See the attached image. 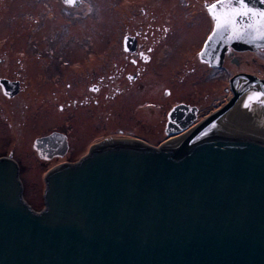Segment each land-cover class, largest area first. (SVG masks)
Returning <instances> with one entry per match:
<instances>
[{
    "label": "water",
    "instance_id": "95a60500",
    "mask_svg": "<svg viewBox=\"0 0 264 264\" xmlns=\"http://www.w3.org/2000/svg\"><path fill=\"white\" fill-rule=\"evenodd\" d=\"M246 3L264 10L262 0ZM243 28L208 40L202 57L220 66L229 46L264 48ZM242 79L264 91L255 74L232 85ZM245 90H233L225 109H236ZM218 112L175 145L108 139L64 160L74 164L42 170L38 205L28 203L18 162L0 153V264H264V143L198 136ZM63 139L54 132L34 147L47 158ZM61 146L66 152L67 141Z\"/></svg>",
    "mask_w": 264,
    "mask_h": 264
},
{
    "label": "flooded vegetation",
    "instance_id": "af4514ba",
    "mask_svg": "<svg viewBox=\"0 0 264 264\" xmlns=\"http://www.w3.org/2000/svg\"><path fill=\"white\" fill-rule=\"evenodd\" d=\"M10 1L12 0H0V11L2 13H9V16L3 17V22L0 25V32L2 27L6 26V24L11 25L12 20L16 23H22L24 27L26 26L27 20L35 25L37 24V30H39V28L43 29L42 34L44 37H39V39H37L38 37L35 38V43L31 41V46L38 50L34 54L37 59L45 57L47 59L42 66L38 65L36 68H34V65H30L29 67L26 66V68L23 67L25 70L22 77H9L7 74L12 72V67L8 64V58H10L11 55L8 50L10 45L7 44L6 39L12 41L13 38L0 33V67L2 66L4 69L9 68L8 72H2L3 74L0 75V94L3 97L1 100L5 101L8 107L11 105L14 98L17 99L30 88L29 82H26V79L29 78L28 75L31 76L33 80L34 76L46 72L44 68L46 63L49 65L52 64L53 67H57V63L59 62V66L63 64L75 69V64L79 62L83 63L86 68L73 80L70 79L63 84H56L61 85L64 89L54 86L57 91H63V95L70 99L67 104L69 105L70 114L73 118L70 120L72 135L71 132L69 135L63 134L66 136L68 145L66 152H62L64 146L62 147L60 142L57 143L56 147H52L48 151L52 152V157L55 159L58 156H64L70 153L72 147H75L78 141L76 126L79 123L80 125H90L89 130L95 131V135L87 142L90 149L91 147L93 149L97 146H102L108 139L123 138L122 136H114L123 135L126 132V130L119 129L115 123V119L119 118L122 114L127 116L130 123H136L140 126V124L143 123L142 115L140 116L141 113L137 115L134 113L133 109L130 112L129 109H126L124 112L122 110L120 101L127 94L130 98L140 93L149 95L138 104L139 111L137 110L136 112L138 113L146 110L144 111L145 115L143 117L148 118L152 116L151 114H153L154 108H160V106L161 108L164 107L162 113L165 119L162 128L163 134H165V137H176L181 135L184 137L188 135L191 130L197 128L206 116L222 108V106L233 97L234 91L240 92L246 89L242 94V96H244L252 89V87L247 88V80L245 79L234 81L233 85H231L230 81L234 76L240 73H252L246 69H241L240 66L243 64V61H241L243 57L242 54L253 52L237 51L230 47L225 54L222 67H214L201 57L203 46L210 35L209 31L203 36L204 40L200 44L202 48L198 53L200 56L198 67L197 64L194 65L192 63L194 62V58L189 60L190 62L185 61V63L182 64V54L180 58V50L178 51L179 54H177V59H175V56L170 55L171 52L165 49L162 53L155 50L154 41L156 39L154 38L156 35H159L158 40L162 42L164 47H168V49L180 48L178 40H176V42L171 41L174 35H178V24H173L174 26L172 24L170 25L169 19L160 18L153 6L148 4L142 7L138 2V4L129 2V10L121 12L119 9L115 10L121 3V0H118L119 2L114 0L111 9L114 13L112 14L113 16L109 14L112 17V21L109 22L107 12H104L103 20L99 17L102 8V6L99 7V5H101L99 0H75V2L58 0L57 3L61 6L57 7L50 4L48 10L44 8L43 5L45 2L43 3V0H24L25 3H21L20 7L16 5L15 0L11 3ZM45 4L47 5V3ZM203 5L208 14V3L203 2ZM54 7L57 8L56 13L53 12L55 9ZM20 9H22L23 12H18ZM16 16L19 19H17ZM44 16H49V21H47L48 19H44ZM59 17H62L65 23L54 26L51 21ZM175 19L176 18H174V20ZM94 20H97L98 23L91 25ZM191 20H193L191 23L192 25L198 18H192ZM211 20L214 28L213 19L211 18ZM207 22L206 20L205 23ZM79 23L85 24L83 31L87 34L77 36L82 33V30L79 29L74 31L79 33H73L71 27L74 26V24L79 25ZM194 27L198 26L195 24ZM201 28L200 26L194 29V32H197V36ZM114 32L117 33L118 49L112 52L107 49L108 37L113 35ZM193 34L195 33H189V35L192 36ZM81 37L85 38L83 39ZM44 39L46 42H44ZM4 40L7 46L3 43ZM19 41L20 40H14L13 42L16 43L20 53L25 54L28 51V42L24 40L25 43H19ZM159 53L161 54L158 57ZM50 57H52V59L49 60ZM75 57H80L81 59L75 60ZM176 64L180 66L175 68ZM204 66L209 69L206 74L203 73ZM239 67L240 69L237 70ZM184 70H189L190 76L192 73L191 70L194 72L188 80L190 87H187L186 93L182 98L178 99L175 97L174 100H171L174 90L177 89V85L181 81H186L188 78V76L181 77V79L178 77ZM212 74L214 75L210 77ZM174 75V78L177 80L174 82L176 87L172 89L162 88V86L169 82ZM215 76L216 78L214 79ZM217 81H223L225 83L222 89L226 92V98L222 97L219 101H215L218 107L211 109V104L208 106V101H205V96L210 95L211 91L204 92V86H207L205 83L211 84L212 82L217 83ZM34 85L36 86L33 87V89L37 91L42 90L40 84L36 83ZM17 86L19 89L17 96H10L8 89L13 87L16 88ZM78 87H81L79 93L76 91ZM182 87L183 86L180 84L179 89L181 90ZM162 89H164L162 100L157 102L153 101L152 99L154 97L157 98L160 96ZM222 89H220V91ZM5 93H7V95ZM32 94L37 96L33 92ZM16 102L20 101L16 100ZM60 109L62 110L63 107L60 106ZM77 116L79 119L83 117L89 120L87 122H78L76 119ZM0 122L7 124V129H10L11 122H8L7 117L2 112ZM108 129L111 130L109 131L110 133L107 131ZM140 129H142V126H140ZM180 129L182 130L179 131ZM103 132H105V134H103ZM134 135L135 134H129L127 137ZM135 136L141 137L138 135ZM101 137L102 139L100 140ZM99 140L101 142H98ZM33 153H35L37 157L40 156L38 151H33ZM40 159L45 160L46 158L42 157ZM62 163L74 164L70 161H64Z\"/></svg>",
    "mask_w": 264,
    "mask_h": 264
},
{
    "label": "rangeland",
    "instance_id": "374dc122",
    "mask_svg": "<svg viewBox=\"0 0 264 264\" xmlns=\"http://www.w3.org/2000/svg\"><path fill=\"white\" fill-rule=\"evenodd\" d=\"M12 1H10V3ZM57 1L58 0H43V3H47V5L44 3L43 6L46 10L49 9L50 4H53L57 7L61 6L59 3H57ZM120 2L121 3L117 6V8H115V10L119 9V11L121 12L128 11L129 2H133L135 4L139 3L142 7L148 4L150 6H153L154 10L160 18L162 17L164 19H169L170 25L178 24V35H174L171 41L176 42V40H178L180 48L168 49V47H164L162 42L158 40L159 35H156L154 38L156 39L154 41V48L161 53L165 50L171 52L170 55L175 56V59H177L178 57L177 54L180 53V58L182 54V64H184L185 61L190 62L189 60L194 58V62L192 63L194 65L197 64L198 67V62H200V56L198 55V53L202 48L200 44L204 40L203 36H205L208 31L211 33L213 30L211 17L207 14L203 2L212 4L214 2H217V0H121ZM15 3L18 7H20V4L25 3V1L15 0ZM99 3L101 4L99 5V7L102 6L99 17L103 20L104 12H107V17L109 18L108 21L111 22L112 17L109 14L112 15L114 13L111 11L114 0H99ZM54 8L55 9L53 10V12L56 13L57 8ZM18 12H23V10L20 9ZM7 16H9V13H2L0 11V25L3 22V17ZM174 18L176 19L174 20ZM192 18H198V20L191 25V23L193 22V20H191ZM17 19L19 18L17 17ZM44 19H48L47 21H49V16H44ZM206 20L208 21L207 23H205ZM51 23H53L54 26H57L60 23H65V21L62 17H59L54 21L52 20ZM97 23V20H94L91 25H95ZM195 24L198 27H202L199 31L198 36L197 32H194V29L198 28L194 27ZM84 25L85 24L80 23L79 25L74 24V26L71 27L73 33H79L74 32L76 29H79L82 30V33L78 34L77 36L87 34L83 31ZM37 28V24L35 25L28 20L26 21L25 27L22 23H16L13 20L11 25L6 24V26L2 27L0 33L6 34L9 37L13 38L12 41L6 39L7 44L10 45L8 50L11 55V57L8 58V64L12 67V72L7 74L9 77H22L25 70L23 69V67L26 68V66L29 67L30 65H34V68H36L38 67V65L42 66V64L45 63L47 58L45 57L37 59L34 54L38 50L32 48L31 46V41L35 43V38L38 37L37 39H39V37H44V35L42 34L43 29L39 28V30H37ZM190 32H193L196 35H189ZM81 38L84 39L85 37ZM117 39L118 38L116 32L108 37L107 49L109 51L113 52L118 49ZM14 40H20L19 43H25L24 40H26V42H28V51L25 54L20 53V50L17 48L16 43L13 42ZM44 42H46L45 39ZM3 43H5V45L7 46L5 40L3 41ZM161 53L158 54V57ZM242 56L243 57L241 58V61H243V64L242 66H240L241 69H246L264 79V49L258 50L253 53L242 54ZM50 59H52V57H50L49 60ZM80 59V57H75V60ZM245 60L247 61V64ZM179 66V64H176L175 68H178ZM75 67V69H72L71 66H66L63 64L62 66H59V62L57 63V67H53L52 64L49 65L46 63L44 67L46 72H42L34 76L33 80L31 79V76L28 75L29 78L26 79V82H29L30 88L17 99L14 98L9 107L5 101L1 100L3 97L0 94V111L7 117L8 122H11V127L9 130L7 129V124L0 122V153L9 154L19 163L21 167L23 189L29 204L38 205V197H44L41 171L57 163H60L61 160L64 161L90 149V147H88L87 145V142L91 137L95 135V131L89 130L90 125H80L79 123L76 126V135L78 137V141L76 142L75 147H72L70 153L64 156H58L55 159L52 157V152H48L47 158L45 160H41L40 158L42 157L39 156V158L35 153H33V151L37 152L35 147L33 146L35 139L38 137H42L52 132H58L66 135H69L71 132L72 135L70 120L73 118L70 114L69 105L67 104L70 99L63 95V91H57L54 86H58L60 87V89H62L63 87L61 85L56 84H63L70 79L73 80L74 78L79 76V73L81 71L86 69L83 63L79 62L75 64ZM240 67L237 68V70L240 69ZM8 71L9 68L4 69L2 68V66L0 67V75L3 74L2 72ZM191 71L192 76L194 72L193 70ZM208 71L209 69L204 66L203 73L206 74ZM189 74V70H184L182 73H180V76H178L180 77V79L181 77L185 76H188V78L186 79V81H181L177 85V89L174 90L171 100H174L175 97H177L178 99L182 98V96L186 93L187 87H190L188 80L191 76ZM213 75L214 74H212L210 77H212ZM174 77L175 75L169 82L163 85L162 88L172 89L173 87H176V84L174 82H176L177 80ZM215 78L216 76L214 77V79ZM36 83L42 86V90L37 91L36 89H33V87L36 86L34 85ZM180 84L183 86L181 90L179 89ZM205 84L207 86H204V92L211 91L210 95H212H206L205 101H208V106L211 104V109L218 107L215 101H219L222 97L226 98V92H224V90L222 89L225 83L223 81H217V83L212 82L211 84ZM252 88L260 89V87L256 84H253ZM220 89L222 90L220 91ZM80 90L81 87H78L76 90L77 93H79ZM32 92L37 96L33 95ZM17 94L12 97H16ZM161 94L159 97H154L152 100L156 102L162 100L164 89H162ZM247 94H245L244 96H246ZM127 95H125L124 97L122 96L123 98L120 101L122 110L124 112L126 109H129L130 112L133 109L134 113H136L137 115L141 113L140 116L142 115L143 123H141L140 126H142V129H140L139 124L130 123L127 116L125 114H122L119 118L115 119V123L119 129L126 130V132L123 135H112L118 137H127L129 136V134H135L143 137L147 141H150L152 145L155 146H160L161 144L166 143L168 137H165V134H163L162 132V128L165 122L164 115H162L164 107L161 108L160 106V108H154V112L153 114H151L152 116L146 118L143 117L145 115L144 111L146 110H143V112L140 111L138 113L136 111H139L138 104L149 95L140 93L138 95L136 94L134 96H131L132 98ZM16 100L20 102H16ZM60 106L63 107L62 110L60 109ZM76 119L78 122H87L89 120L83 117L79 119L78 116ZM107 131L109 132L111 130L108 129ZM103 134H105V132H103ZM101 139L102 137L100 138V140ZM100 140L98 142H101Z\"/></svg>",
    "mask_w": 264,
    "mask_h": 264
},
{
    "label": "bare ground",
    "instance_id": "6f19581e",
    "mask_svg": "<svg viewBox=\"0 0 264 264\" xmlns=\"http://www.w3.org/2000/svg\"><path fill=\"white\" fill-rule=\"evenodd\" d=\"M254 93H262V91L258 88L251 89L246 96L240 97L236 109L232 111L219 110L217 116L196 134L202 136L207 133H220L248 141L264 143V101L249 102L250 106L248 108L243 106L248 97ZM182 136L171 137L166 141V144L175 145L183 140ZM64 141L66 140L63 139L60 143L63 145Z\"/></svg>",
    "mask_w": 264,
    "mask_h": 264
},
{
    "label": "snow or ice",
    "instance_id": "6c2138e0",
    "mask_svg": "<svg viewBox=\"0 0 264 264\" xmlns=\"http://www.w3.org/2000/svg\"><path fill=\"white\" fill-rule=\"evenodd\" d=\"M66 2H75V0H66ZM264 2V0H262ZM217 3L220 7H217ZM207 10L213 19V32L209 36V41L214 39L225 29L233 37H239L245 34L243 24H247V29L254 30L260 38H264V10H256L247 5L246 0H217ZM207 46L202 52L206 54ZM7 95V93H5ZM264 101V93H254L250 95L244 103V107L250 106L249 102Z\"/></svg>",
    "mask_w": 264,
    "mask_h": 264
}]
</instances>
